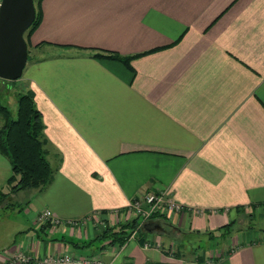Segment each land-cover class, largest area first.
<instances>
[{
  "label": "crops",
  "instance_id": "obj_1",
  "mask_svg": "<svg viewBox=\"0 0 264 264\" xmlns=\"http://www.w3.org/2000/svg\"><path fill=\"white\" fill-rule=\"evenodd\" d=\"M42 10L20 81L35 94L55 175L42 193L10 197L26 198L15 203L28 225L0 264L17 250L107 264H264V229L250 224L264 214V0H43ZM107 52L133 58H93ZM11 176L0 153V191ZM160 192L185 208L149 223L163 230L86 246L134 218L133 200ZM44 211L63 225L41 230ZM232 222L229 241L196 244Z\"/></svg>",
  "mask_w": 264,
  "mask_h": 264
},
{
  "label": "trees",
  "instance_id": "obj_2",
  "mask_svg": "<svg viewBox=\"0 0 264 264\" xmlns=\"http://www.w3.org/2000/svg\"><path fill=\"white\" fill-rule=\"evenodd\" d=\"M42 3L43 0H35L36 19L25 35L28 46L32 34L43 20ZM93 58L115 60L129 65L133 57H123L107 52L95 54ZM0 82L8 83L9 81L0 79ZM47 147L48 140L45 136V124L32 90H27L17 95L16 117L0 101V153L9 160L12 167V176L7 182L8 193L0 191V208L15 209L17 208V203L10 201L12 195L31 191L42 193L51 185L55 170L48 159ZM156 219L167 221L168 217L157 214L146 223L149 224ZM147 224L141 225V218L134 217L116 226L106 227L86 246L100 241L101 243L106 242L107 245L112 247H122L130 240L133 234L135 236L138 235L143 241L144 235L148 233L147 228H145ZM234 224L232 222L219 230L223 237L229 234ZM50 226L49 224H44L41 226V230ZM67 243L71 242L67 241ZM75 245L79 246V244Z\"/></svg>",
  "mask_w": 264,
  "mask_h": 264
},
{
  "label": "water",
  "instance_id": "obj_3",
  "mask_svg": "<svg viewBox=\"0 0 264 264\" xmlns=\"http://www.w3.org/2000/svg\"><path fill=\"white\" fill-rule=\"evenodd\" d=\"M36 19L35 0H2L0 5V79L15 82L23 77L29 60L25 38ZM148 231L163 230L151 223Z\"/></svg>",
  "mask_w": 264,
  "mask_h": 264
},
{
  "label": "built area",
  "instance_id": "obj_4",
  "mask_svg": "<svg viewBox=\"0 0 264 264\" xmlns=\"http://www.w3.org/2000/svg\"><path fill=\"white\" fill-rule=\"evenodd\" d=\"M0 0V5H1ZM184 207L171 199L165 192L147 194L133 200L126 213L141 218L142 221H149L154 215L160 214L165 216H173L184 211ZM195 214L203 215L202 210H191ZM36 222L39 226L49 224L59 227L63 223L55 218L51 211H44L38 215ZM74 225L75 222H69ZM135 234L130 238L133 239ZM7 264H107L100 257H76L71 254L53 255L44 258L32 257L22 250L15 251L7 261Z\"/></svg>",
  "mask_w": 264,
  "mask_h": 264
},
{
  "label": "rangeland",
  "instance_id": "obj_5",
  "mask_svg": "<svg viewBox=\"0 0 264 264\" xmlns=\"http://www.w3.org/2000/svg\"><path fill=\"white\" fill-rule=\"evenodd\" d=\"M31 47H32L31 45L28 46L29 56L31 53L30 52ZM26 91L27 90H26L25 84H23L20 80L15 81V82H8V83L0 82V101L2 104L7 106L11 110L14 117H16V114H17V95L19 93H24ZM22 194H25V193H22ZM25 199L26 198L24 197H22V199L11 198L10 201L20 202V200L23 201ZM16 207H18V204ZM244 218L246 220L249 217L245 216ZM249 221L250 219L247 220V222H243L241 226L243 227L246 226V224ZM250 224L256 229H259V228L264 229V214L255 213V215L253 216V220L250 221ZM27 225H28V221H27V215L25 211H21L18 208L0 209V250H4L6 245L16 237V235L18 234V231L20 229H25ZM241 226L236 227L232 231L231 236H237V237L240 236L242 233L240 231ZM102 230H104V228ZM228 238L229 237H227V240H225V237H223L221 233H217L210 240L207 237H202L201 239H199L200 242L198 240L196 244L200 243L202 247L217 248L223 242L229 241ZM97 245H99V243Z\"/></svg>",
  "mask_w": 264,
  "mask_h": 264
}]
</instances>
